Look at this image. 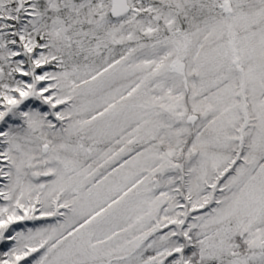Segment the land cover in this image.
I'll return each instance as SVG.
<instances>
[{
	"label": "snow or ice",
	"instance_id": "6c2138e0",
	"mask_svg": "<svg viewBox=\"0 0 264 264\" xmlns=\"http://www.w3.org/2000/svg\"><path fill=\"white\" fill-rule=\"evenodd\" d=\"M0 264H264V0H0Z\"/></svg>",
	"mask_w": 264,
	"mask_h": 264
}]
</instances>
